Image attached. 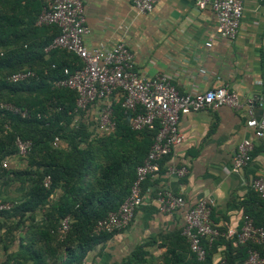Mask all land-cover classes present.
Segmentation results:
<instances>
[{
  "label": "trees",
  "instance_id": "obj_1",
  "mask_svg": "<svg viewBox=\"0 0 264 264\" xmlns=\"http://www.w3.org/2000/svg\"><path fill=\"white\" fill-rule=\"evenodd\" d=\"M42 7L39 0H0V186L16 183L24 187L18 200L0 199L13 203L9 210L0 211V264H94L90 262L93 248L110 234L95 235L93 227L128 196L156 130L131 129L116 101L115 130L96 136L86 118L88 110H75L76 93L53 86L64 67L74 69L80 60L66 51H44L59 29L36 24ZM29 8L36 13L24 21ZM60 53L74 59L58 61ZM24 70L33 75L18 82L9 79ZM2 103L25 111L26 116L2 108ZM17 138L31 142L23 158L17 156ZM56 139L58 146L53 144ZM16 157L22 166L14 169L8 161ZM47 176L48 187L44 185ZM245 215L264 228V219ZM66 216L70 226L61 233L59 226ZM218 230L220 235L203 260L191 252L180 232L159 256L147 249L150 243L142 244L122 260L107 264H213L212 255L219 245L224 246L227 264H242L252 249L264 257V239L259 244L239 243L236 236Z\"/></svg>",
  "mask_w": 264,
  "mask_h": 264
},
{
  "label": "crops",
  "instance_id": "obj_2",
  "mask_svg": "<svg viewBox=\"0 0 264 264\" xmlns=\"http://www.w3.org/2000/svg\"><path fill=\"white\" fill-rule=\"evenodd\" d=\"M82 2L88 49L108 52L123 42L140 75L152 78L165 74L183 94L226 86L242 102L236 110L222 106L180 117L178 126L184 139L161 160L160 171L144 182V201L131 225L97 243L90 262L120 261L139 245L149 243L147 249L161 255L180 235L186 211L203 198L213 201L210 217L223 234L238 230L247 212L264 219V204L258 202L251 188L254 178L264 176V135L257 138L253 128L247 126L250 108L255 118H264V0H242L243 17L233 39L219 36L214 10L197 9L193 0H159L146 14L138 13L132 0ZM35 13L29 8L23 20L29 21L27 16ZM56 58L74 59L62 53ZM96 112L97 107L92 105L85 116L94 129ZM243 139L254 143L252 160L233 172L232 156ZM21 162L16 157L8 164L16 169ZM174 166L186 167L187 174H170L169 167ZM23 189L16 183L0 186V199L18 200ZM159 189L182 195L184 207L172 213L161 212L155 201ZM223 250V245L217 246L213 262L225 257Z\"/></svg>",
  "mask_w": 264,
  "mask_h": 264
},
{
  "label": "built area",
  "instance_id": "obj_3",
  "mask_svg": "<svg viewBox=\"0 0 264 264\" xmlns=\"http://www.w3.org/2000/svg\"><path fill=\"white\" fill-rule=\"evenodd\" d=\"M43 3L37 16L36 24L56 25L59 33L44 48L46 53L62 50L76 55L80 65L74 69L64 67L62 75L53 81L56 88H67L76 93V111H86L92 105L97 107L95 131L96 136L109 135L115 130L113 120V102L120 101L124 114L128 117L129 126L135 131L146 128L155 129L153 143L142 164L137 166L135 178L128 196L115 211L109 212L98 220L93 227V234H115L126 230L132 223L136 209L143 203V184L148 177L160 171L161 160L168 155L175 145L180 144L184 135L179 130V119L182 115L216 110L227 106L240 109L242 102L239 95L226 86L210 89L196 94H183L165 74L148 78L140 75L134 67L133 55L123 42H118L108 52L88 49L84 36L88 32L82 0H39ZM159 0H132L134 8L140 14L153 10ZM197 9L212 8L217 16V33L219 36L233 39L237 35L244 6L242 0H193ZM54 68L55 65L52 64ZM33 73L29 70L13 73L12 82L26 80ZM262 104V102H260ZM1 107L26 116L17 107L2 103ZM247 126L253 128L257 138L264 135V118L253 116L252 108L248 110ZM53 144L58 146L56 139ZM17 156L25 157L31 147L30 141L16 139ZM254 143L250 139L241 140L232 156V171L239 172L252 160ZM7 166V162H3ZM169 173L184 177L187 169L184 166L169 167ZM47 176L44 185L48 187ZM252 190L264 199V176H258L251 183ZM155 201L163 213L175 212L185 205L184 197L168 189H159ZM10 201H0V211L9 210ZM213 201L200 199L185 213L182 235L186 237L190 250L198 260L208 254V247L220 235V231L211 220ZM70 226L66 216L59 226L61 233ZM228 237L236 236L239 243L252 241L261 243L264 239V228L257 227L253 219L244 215L243 224L238 230H228ZM206 241V244L205 242ZM204 242V243H203ZM213 264H227L221 257ZM242 264H264V257L255 250H249L248 257Z\"/></svg>",
  "mask_w": 264,
  "mask_h": 264
},
{
  "label": "rangeland",
  "instance_id": "obj_4",
  "mask_svg": "<svg viewBox=\"0 0 264 264\" xmlns=\"http://www.w3.org/2000/svg\"><path fill=\"white\" fill-rule=\"evenodd\" d=\"M22 163V162H21Z\"/></svg>",
  "mask_w": 264,
  "mask_h": 264
}]
</instances>
